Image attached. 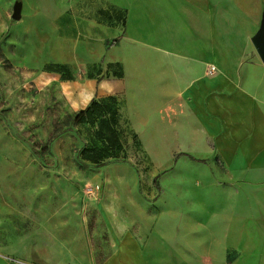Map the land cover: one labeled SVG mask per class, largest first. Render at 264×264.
Returning a JSON list of instances; mask_svg holds the SVG:
<instances>
[{
    "label": "crops",
    "instance_id": "0c3cea01",
    "mask_svg": "<svg viewBox=\"0 0 264 264\" xmlns=\"http://www.w3.org/2000/svg\"><path fill=\"white\" fill-rule=\"evenodd\" d=\"M100 1L121 10L117 17L102 11L101 21L88 20L115 50L104 70L119 62L123 76L108 70L107 77L91 80L84 103L79 104L84 91L73 101L86 106L94 97L118 95L126 133L137 135L146 154L169 157L149 171L205 168L204 194L197 207L193 198L189 201L194 211L182 206L174 213L164 206L170 199L157 207L158 192L137 183L139 201L127 199L123 205V180L107 178L101 228L64 233L75 237L68 262H62L54 231L48 244L7 231L0 240V264H188L183 254L174 253L190 247L191 235L204 264H264V63L251 38L241 37L239 51L233 45L223 50L215 0ZM229 1L252 26L261 25L264 0ZM79 6L68 8L72 16ZM223 52L228 61H221ZM178 155L204 163L174 162ZM215 157L219 163L209 162ZM188 181L176 186L188 188ZM126 205L135 210L130 223ZM160 251L167 253L164 263Z\"/></svg>",
    "mask_w": 264,
    "mask_h": 264
},
{
    "label": "rangeland",
    "instance_id": "374dc122",
    "mask_svg": "<svg viewBox=\"0 0 264 264\" xmlns=\"http://www.w3.org/2000/svg\"><path fill=\"white\" fill-rule=\"evenodd\" d=\"M17 2L22 4L19 20L12 17ZM215 2L223 50L233 45L239 51L241 37L252 38L260 26H252L238 15L229 0ZM72 4L80 5L77 17L68 10ZM106 6L100 0H0V240L8 231L48 244L52 230L59 234L62 262L75 247V237L64 235L66 231L101 228L102 190L107 178L123 180V205L127 199L139 201L137 183H147L143 190L150 187L158 192L157 207L167 198L169 203L164 206L176 213L182 206L194 211L189 201L194 199L195 204L204 194L201 177L208 174L205 168L149 171L155 162L165 165L169 157L146 154L134 133L123 135L119 158L109 159L104 166L82 159L84 148L94 142L89 133L93 127L77 122L75 116L85 105H76L73 97L84 91L79 104L84 103L91 96L85 91L93 89L91 80L108 76L103 62L114 57L115 50L107 48L105 34L101 37L100 28H92L88 20L97 17L101 21L102 11L116 17L121 14V10ZM109 25L114 27L112 19ZM226 56L227 52L221 54L222 62L228 61ZM112 70L118 68L113 65ZM97 144L102 147L101 142ZM173 159L180 164L204 163L187 155ZM209 162L219 163L216 157ZM167 174L171 178L167 179ZM183 176H190L186 180L191 183L182 189L176 185L187 182ZM197 180L198 188L192 185ZM90 187L94 193L87 191ZM126 207L130 223L135 210L132 205ZM194 237L189 238L190 247L174 254H183L188 264H204L203 253L192 245ZM52 254L47 251V256ZM166 255L158 252L159 260L164 263Z\"/></svg>",
    "mask_w": 264,
    "mask_h": 264
},
{
    "label": "trees",
    "instance_id": "16d2710c",
    "mask_svg": "<svg viewBox=\"0 0 264 264\" xmlns=\"http://www.w3.org/2000/svg\"><path fill=\"white\" fill-rule=\"evenodd\" d=\"M119 39V37L114 38L111 44L117 43ZM113 65L118 68L117 71H114V74L122 77V64L119 62L110 63L108 64V70H112ZM108 70L107 73H109ZM67 78L72 79L71 76H67ZM121 105L122 101L118 95L94 97L76 114L75 118L79 124H89L93 127L89 129V133L91 134V140H94V142L84 148L81 153L82 159L93 162L98 166H104L109 159L119 158L124 147L122 137L128 131L127 129L125 131L122 126ZM97 141L101 142L102 147L99 148ZM97 152H101L103 156Z\"/></svg>",
    "mask_w": 264,
    "mask_h": 264
},
{
    "label": "water",
    "instance_id": "95a60500",
    "mask_svg": "<svg viewBox=\"0 0 264 264\" xmlns=\"http://www.w3.org/2000/svg\"><path fill=\"white\" fill-rule=\"evenodd\" d=\"M21 9H22V4L20 2H17L14 6V11L12 13V17L14 19L19 20L21 18ZM251 41L258 56L260 57L261 61L264 63V12H263L260 28L251 38Z\"/></svg>",
    "mask_w": 264,
    "mask_h": 264
},
{
    "label": "built area",
    "instance_id": "2783aa9c",
    "mask_svg": "<svg viewBox=\"0 0 264 264\" xmlns=\"http://www.w3.org/2000/svg\"><path fill=\"white\" fill-rule=\"evenodd\" d=\"M95 189H97V188L95 187ZM87 191L90 192V193H94V188L93 187H90V188H88Z\"/></svg>",
    "mask_w": 264,
    "mask_h": 264
}]
</instances>
